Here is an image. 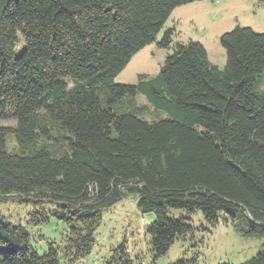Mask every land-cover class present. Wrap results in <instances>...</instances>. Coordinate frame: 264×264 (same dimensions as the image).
<instances>
[{"label":"trees","instance_id":"1","mask_svg":"<svg viewBox=\"0 0 264 264\" xmlns=\"http://www.w3.org/2000/svg\"><path fill=\"white\" fill-rule=\"evenodd\" d=\"M193 1L0 0V119L15 121L0 125V205H53L37 222L65 223L72 262L92 251L104 209L130 196L155 215L147 234L156 258L193 231L174 210L264 239V33H223L220 68L200 41L174 43L171 28L158 42L173 50L157 75L115 81ZM138 93L167 116L145 118ZM61 257L53 245L40 254L26 227L0 213V264ZM108 264L134 261L121 245ZM240 264H264V248Z\"/></svg>","mask_w":264,"mask_h":264},{"label":"rangeland","instance_id":"2","mask_svg":"<svg viewBox=\"0 0 264 264\" xmlns=\"http://www.w3.org/2000/svg\"><path fill=\"white\" fill-rule=\"evenodd\" d=\"M236 25L250 26L264 33V1L262 0H196L177 6L156 41L137 52L115 81L136 83L141 73L157 75L172 52L170 48L158 44L165 31L173 28L175 42L200 41L206 48L210 60L220 68L227 62L226 50L221 44V35ZM24 47L23 39L16 46V54ZM71 81L72 79H68ZM260 91L264 90V77L260 81ZM260 87V86H259ZM136 102L145 108V118L154 120L166 117L162 110H156L142 93L136 95ZM15 121L0 119V125H13ZM16 141L7 140V150L13 151ZM54 206L20 204L8 200L0 205L4 220L15 225H23L29 232V243L40 254L51 245L58 248L62 264H108L114 250L124 245L134 264H240L264 248V239L243 235L232 221L220 220L209 224L201 211L187 213L174 210L172 214L187 217L193 231L177 239L167 253L155 257L151 251L147 225L154 219L153 213H142L137 207V197L124 198L104 209L101 224L95 232L92 251L81 259L72 262L63 257L65 244V223L55 216L48 222H37V217L51 213Z\"/></svg>","mask_w":264,"mask_h":264}]
</instances>
